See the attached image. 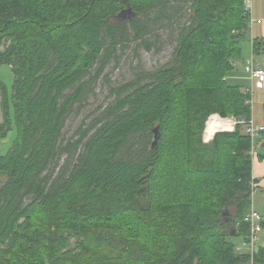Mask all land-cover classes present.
Instances as JSON below:
<instances>
[{
    "label": "trees",
    "instance_id": "obj_1",
    "mask_svg": "<svg viewBox=\"0 0 264 264\" xmlns=\"http://www.w3.org/2000/svg\"><path fill=\"white\" fill-rule=\"evenodd\" d=\"M115 2L129 6L136 18L119 21L114 6L106 8L103 0H0V67H11L15 76L11 92L0 77V139L14 123L17 128L15 143L0 157V264L131 263L133 257L89 250L86 229L93 223L111 224L120 208L143 214L154 208L150 189L173 135L167 123L176 122L181 129L195 92L199 139L212 113L251 114L246 93L228 84L231 61L240 57V43L250 29L245 0H187L190 18L180 29L171 60L118 87L117 99L105 113L79 139L62 145L73 107L86 100L97 78L84 79L92 70L100 75L132 34L145 36V18L159 21L167 7L175 8L170 0ZM176 13L171 11L169 19ZM261 46L260 39L252 40L253 53ZM172 110L176 114L168 120ZM158 126L161 137L152 147ZM251 144L238 128L217 134L213 149L196 151V164H188L193 195L180 196L196 204V235L158 253L150 264H243L250 257L237 256L224 232L236 231L245 243L249 240L244 218L256 181ZM168 195L166 207L158 209L186 210L170 205L180 197ZM229 206L235 207L240 223L234 218L227 222ZM72 232L81 236L78 252L67 249ZM100 235L105 237V231ZM252 257L253 264H264V247Z\"/></svg>",
    "mask_w": 264,
    "mask_h": 264
},
{
    "label": "rangeland",
    "instance_id": "obj_2",
    "mask_svg": "<svg viewBox=\"0 0 264 264\" xmlns=\"http://www.w3.org/2000/svg\"><path fill=\"white\" fill-rule=\"evenodd\" d=\"M170 2L175 5V8L171 9V7H167L165 9V16L159 21L150 22L149 18L144 19L145 27L148 31L145 36L139 39L135 34H132L124 44L118 46L100 75L95 74L94 70H92V73L84 79L86 81L90 78H97L92 81L93 85L87 94L86 100L83 103H77L73 107L63 129L60 140L62 145H65L68 141L79 139L82 132L94 123L97 115L99 117L105 113L109 105L113 101H116L118 87L138 79L142 72L146 73L158 70L171 60L180 29L189 21V8L191 6L187 0H170ZM103 4L106 8H109L111 5L114 6L113 11L115 13L117 12L118 19L121 22L136 18L130 12L132 11L129 9L130 7L125 4L120 5L115 0H103ZM252 6L253 12L250 18V26L255 21L257 28L256 34H258V28L263 25L258 20L264 19V0H253ZM173 10L177 13L176 15H172V19H169V13ZM152 17H154V14ZM233 34L238 35L239 31L234 30ZM240 49L241 56L231 61L235 70L229 73L228 84L230 86H239L242 92L246 93L248 98L246 105L251 109L250 116L231 115L224 117L219 113H212L206 118L199 139L196 132V119L193 118V116L196 118V101L198 100H196V92L191 94L189 107H186L188 115L185 117L186 121L183 122L181 129L177 127L176 122L172 121L171 123H167L169 133L172 132L173 135L168 136L169 141L163 148L162 158L164 166H160V174L154 178L153 185L150 189V199L152 200L154 208H150L145 214L139 210L134 212L131 209L120 208L117 210V215L111 224L105 223L99 226H96L95 223L90 224L85 233V246L89 250L95 251L96 254H103L106 257L117 253H120L124 258L133 257L129 264H133L135 260H141L146 262L144 264H150L157 257L158 253L165 251L166 248L174 249L180 247L191 236L196 235L194 234L196 233V204L180 197L186 194L189 196L193 195L192 187L188 182V180L190 181L188 164H196V151L198 149L202 147L213 149L212 146L217 134L234 133L239 128L242 134L247 135L245 121L252 120L256 124L260 123V121L264 122V87L257 88V86H254L256 83L252 81L245 67L242 72L239 69L252 56L256 62L262 63L264 67V50L252 54L250 29L247 37L241 41ZM203 69L205 70V68ZM234 73L238 76L241 74L245 77L236 82L232 79ZM0 77L11 92L15 78L11 67L2 65L0 67ZM193 87H196V85ZM124 95H126V92L122 94V97ZM180 97L188 99V96L186 97L184 93ZM200 105L198 104L197 107ZM170 114H168V120L171 119V116L173 118L176 112L172 110ZM212 117L220 120H229L232 126L231 130L221 131L219 129L211 136H207L208 122ZM1 121L2 112L0 108ZM16 138L17 128L14 123L8 135L0 139V157L7 155L15 143ZM261 138H264V132L256 135V137H250L252 147L249 156L251 159L253 152L256 154L258 151L261 153L264 151V148L259 147ZM64 159L65 156L61 158V164L64 162ZM176 165H180L181 167L179 168ZM172 167L174 171H170ZM183 177L186 179L185 182L182 180ZM3 182L4 179L0 178V186ZM193 185H196V181H193ZM251 189V203L245 212L250 213L255 211L263 217V184L260 183L257 186L256 180L255 183H252ZM168 194L180 197L178 198L179 203H172L170 205L178 208H186V210L182 212H165L163 209H158V207H166ZM70 213L72 212L70 211ZM236 213L235 207L229 206L225 217L228 219L234 218V220L239 222L241 221L239 219L240 216H236ZM239 223L236 224V227L240 226ZM229 230L233 229L230 228ZM104 231L106 236L101 237L100 233ZM221 231L224 232L223 227H221ZM224 233L227 240L234 243L235 248L233 251L237 256L244 253L250 256L242 263L253 264V254H256L257 251L264 247V228L258 233L257 240L251 249H249L248 242L245 243L243 237L238 236V234L237 236L230 235L228 231ZM240 234H243V228L240 229ZM65 237H68V235L66 234ZM80 237L75 232L70 233L67 249L72 250V252H78L80 241H82Z\"/></svg>",
    "mask_w": 264,
    "mask_h": 264
},
{
    "label": "built area",
    "instance_id": "obj_3",
    "mask_svg": "<svg viewBox=\"0 0 264 264\" xmlns=\"http://www.w3.org/2000/svg\"><path fill=\"white\" fill-rule=\"evenodd\" d=\"M253 0H245L246 9L248 13L250 14V17H252L253 12V6H252ZM252 21V19H251ZM261 23L262 21L259 20ZM246 72L250 75V78L252 81H254L256 84L254 86H257V88H263L264 87V68L260 67L256 62L255 59L252 58L249 59L246 62L245 65ZM246 125V134L250 137H256V135L262 134L264 132V126L258 125L254 123L252 120L245 121ZM225 129H221V131H224ZM244 221L249 224L250 226V236L248 240V246L249 249L253 248L258 233L263 229L262 222H264V218L258 214L255 211H252L250 213H247Z\"/></svg>",
    "mask_w": 264,
    "mask_h": 264
},
{
    "label": "crops",
    "instance_id": "obj_4",
    "mask_svg": "<svg viewBox=\"0 0 264 264\" xmlns=\"http://www.w3.org/2000/svg\"><path fill=\"white\" fill-rule=\"evenodd\" d=\"M261 20L263 23V25L261 27L258 28V34L257 33V28L255 26V21L251 24L250 26V32H251V39L255 40V39H260V41H262V46H261V50H264V19H259ZM258 20V21H259ZM253 49V47H252ZM252 54L253 53L252 51ZM241 56V55H240ZM251 59V58H249ZM247 59V61L249 60ZM246 61V62H247ZM246 62L244 63V65L241 66L240 71H244V67L246 65ZM256 62V61H255ZM260 67L264 68L262 63L260 62H256ZM264 64V63H263ZM235 70V69H234ZM234 70L232 72H234ZM243 77L241 74L238 76L236 73H234L232 79H234L236 82L240 81ZM246 80V79H245ZM237 84V83H236ZM253 115V114H252ZM254 118V117H253ZM220 120V119H219ZM222 121V119L220 120ZM260 121V120H259ZM259 125H264V122L258 123ZM231 130V129H230ZM259 147L260 148H264V138H261L260 143H259ZM252 170H253V177L257 180V186L262 183L263 187H264V151L263 153L261 152H257L256 154L253 152V157H252ZM263 214V213H262ZM264 217V215H263Z\"/></svg>",
    "mask_w": 264,
    "mask_h": 264
},
{
    "label": "bare ground",
    "instance_id": "obj_5",
    "mask_svg": "<svg viewBox=\"0 0 264 264\" xmlns=\"http://www.w3.org/2000/svg\"><path fill=\"white\" fill-rule=\"evenodd\" d=\"M231 125L229 120H222L220 121L218 118L216 117H212L210 119V121L208 122V126H207V136H211L216 130H221V129H225V130H230L231 129Z\"/></svg>",
    "mask_w": 264,
    "mask_h": 264
},
{
    "label": "water",
    "instance_id": "obj_6",
    "mask_svg": "<svg viewBox=\"0 0 264 264\" xmlns=\"http://www.w3.org/2000/svg\"><path fill=\"white\" fill-rule=\"evenodd\" d=\"M131 13H132V11H130ZM133 15H135V14H133ZM154 142H153V144H152V147H155L157 144H158V142H159V140H160V137H161V131H160V127L158 126L156 129H154ZM224 215H226V213H224ZM232 218L231 219H227V222H232ZM236 234V231H233V233H232V235H235Z\"/></svg>",
    "mask_w": 264,
    "mask_h": 264
}]
</instances>
